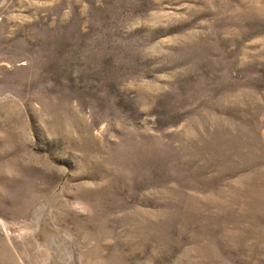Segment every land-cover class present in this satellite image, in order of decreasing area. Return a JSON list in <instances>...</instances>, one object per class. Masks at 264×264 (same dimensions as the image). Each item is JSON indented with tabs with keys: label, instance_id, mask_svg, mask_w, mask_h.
I'll return each mask as SVG.
<instances>
[{
	"label": "rangeland",
	"instance_id": "rangeland-1",
	"mask_svg": "<svg viewBox=\"0 0 264 264\" xmlns=\"http://www.w3.org/2000/svg\"><path fill=\"white\" fill-rule=\"evenodd\" d=\"M0 264H264V0H0Z\"/></svg>",
	"mask_w": 264,
	"mask_h": 264
}]
</instances>
